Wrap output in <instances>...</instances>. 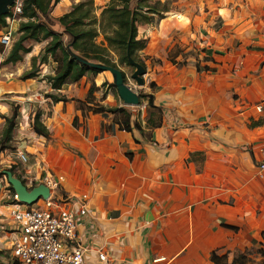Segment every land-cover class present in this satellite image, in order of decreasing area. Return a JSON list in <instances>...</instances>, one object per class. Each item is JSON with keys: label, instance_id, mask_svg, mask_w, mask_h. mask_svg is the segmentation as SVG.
<instances>
[{"label": "crops", "instance_id": "crops-1", "mask_svg": "<svg viewBox=\"0 0 264 264\" xmlns=\"http://www.w3.org/2000/svg\"><path fill=\"white\" fill-rule=\"evenodd\" d=\"M198 3L169 10L155 35L137 27V37L148 39L139 56L161 61L148 73L157 123L141 120L140 132L125 131L113 114L75 108L72 98L81 100L86 91H57L69 99L51 102L40 118L53 142L33 132L23 142L27 173L59 177L58 199L87 196V213L77 221L78 239L88 249L82 264H212V252L229 264L235 251L250 246L262 249L264 264V173L255 168L264 158V0ZM66 9L59 0L51 15ZM17 27L15 20L8 25L14 39ZM46 42L29 41L26 53L36 55ZM174 45L182 58L168 60ZM104 77L97 73L93 83ZM30 85H1L8 99H0V113L7 115L8 103L21 98L18 118L26 124L32 91L1 90ZM99 102L124 106L109 92ZM257 103L262 113L254 111ZM103 124L108 131H101ZM11 195L0 186V225L11 223ZM10 242L0 231V264H18Z\"/></svg>", "mask_w": 264, "mask_h": 264}, {"label": "trees", "instance_id": "trees-1", "mask_svg": "<svg viewBox=\"0 0 264 264\" xmlns=\"http://www.w3.org/2000/svg\"><path fill=\"white\" fill-rule=\"evenodd\" d=\"M58 0H22V7L20 16L25 20L18 22L17 32L18 36L9 47L8 52L4 56L2 63H15L21 59V53H26L29 48L25 45L26 41L38 42L44 39H48L43 47L44 55L42 59H45V55L54 56L59 51L60 56L56 58L57 67L54 73L46 80L49 86L53 89H58L64 83H73L78 81L84 74L91 73L95 75L100 72L95 68L86 67L84 64L76 59V56L90 61L100 62L102 64L117 68L116 64L106 57L104 51L105 48L97 45L93 39L98 34L93 24L95 17L93 15V0H78L70 6L63 14H61L57 21L61 27V31H54L49 23L46 21L47 9L49 5H53ZM131 0H109L103 7L100 15L101 27H99V33L102 35L103 41H105L108 49L114 50L117 53V64L129 65L127 61V55L138 62L144 67V63L138 59L137 52L142 50L146 45L145 38H138L136 32V26L138 24H145L150 22V14L159 12L156 8H152L146 5L145 0L137 1V7H130ZM138 8V9H137ZM144 9V10H142ZM144 11V12H143ZM8 13L0 15V28L6 25L5 18ZM67 36V42L64 43L62 35ZM35 58L31 59L30 69L21 75V79L32 78L36 74L34 67ZM181 65L182 63H178ZM118 69V68H117ZM123 78L124 74L122 72ZM105 82H102V85ZM113 89L112 83L108 84ZM150 87H154V83H149ZM90 93V91H88ZM116 93V90H113ZM147 100V106L151 109L147 113L145 124L154 125L157 123L159 116V109L152 104V95H143ZM62 100L58 97H53V102ZM77 104L75 108L81 111V113H111L119 112L123 114V118L117 123L119 129L132 132L133 130L141 131V125L135 120H130V114L125 111L123 106H103L100 104H94L93 106L86 105V100H74ZM125 112L127 114H125ZM15 117V111H12L9 116H2L4 120V127L2 129L1 137L4 141L10 139V131L13 126V119ZM76 120V118H74ZM74 124V122H73ZM74 126V125H73ZM31 127L36 134L47 137L48 131L45 126L39 121L38 115L34 114ZM109 126H101V131H108ZM20 179L18 174H15ZM22 183H24L21 180ZM9 191L13 193L12 188L8 185ZM226 226V225H224ZM229 227L230 226H226ZM261 239L264 242V230L261 232ZM252 243L254 241H251ZM261 243V242H260ZM243 249L241 251H235L233 256L242 254L244 256ZM260 256H263L262 249H258ZM242 256V257H243ZM240 257V258H242ZM235 258L231 260V264L234 263ZM212 264H227L224 261L223 256H218L214 252L210 255ZM256 264H262L261 261Z\"/></svg>", "mask_w": 264, "mask_h": 264}, {"label": "rangeland", "instance_id": "rangeland-1", "mask_svg": "<svg viewBox=\"0 0 264 264\" xmlns=\"http://www.w3.org/2000/svg\"><path fill=\"white\" fill-rule=\"evenodd\" d=\"M18 1H20L22 4V0H14V2L8 7V12H7L8 16L5 18L6 25L0 28V33L8 29V25L11 20H15L16 23L21 20H25L24 17L20 16V13L18 14L12 13L11 8ZM76 1L78 0H65V3L67 5L66 10H68L70 6L74 4ZM108 1L109 0H93L92 6L94 8L93 15L95 17V22L91 25L94 26L98 32V34L94 37L93 41L97 45L105 48L104 53L106 57L111 59L116 64L117 68L123 72L125 82L128 83L137 93L139 97V103L137 105H132V106L124 105L123 107L125 111L128 112V114L132 115L135 121L139 122L140 125H142L141 120L145 121L147 118V113L151 111V109H149V107L147 106L146 98L143 97V95H147L149 91H152V87L149 86L150 79H151L149 74H150L151 69L153 70L154 66H156L157 63L161 64V61L159 59H155L149 56L140 57L138 54L140 50L137 52L138 59L144 63V68H145V73L143 74V77H142L144 83L142 85H137L130 78V73L133 71V67L131 65H125V64L118 65L117 64V61H116L117 53L114 50L108 49L105 41H103L102 39V35L99 33V27H101V25H99L101 11L103 7L108 3ZM137 1L139 0H131L130 7L131 8L137 7ZM193 2L194 0H145L144 3L146 5H149L152 8H156V10H158L159 12L150 14V22L145 23V24H138L136 26V32H137V27L140 26V27L146 28L144 30V34H146L148 30L150 35H155L154 31L158 29L159 25H161L160 24L161 20L163 18H166L168 12H174V11H169V10H173L175 6L192 8L194 6ZM197 3H198V0H195V4ZM198 4L199 6L201 5L200 3ZM52 7L53 5L50 4L47 9L46 21L49 23L50 27L54 31L59 32L61 31V27L59 26L58 21H57L59 16L57 17V16L51 15ZM17 35H18V32L16 31L15 39ZM141 37L142 36H138V38H141ZM175 38L176 37L173 35L172 40ZM62 39L64 43L67 42V36L65 34L62 35ZM145 39L147 43L148 39L147 38ZM47 40L48 39H44L41 41L45 42ZM28 42L29 41H26L25 43H28ZM43 47L40 48L39 52L34 56L29 57L28 53H24L22 54V57L19 61H16L15 63H12V64L11 63L4 64L2 63V60L4 56L6 55L5 54L6 50H9V48L8 49L4 48L0 44V87L4 83L5 85H7V84H10L16 81L24 82V85L25 83H31L29 88H26L23 90H9L5 87V89H2L1 91H32V96H30L28 100L29 105H28V110H27L26 124H24L23 122L21 124L18 118V111L21 106V101H20L21 98H13V100H11L8 103L9 108L7 111V115L0 113V118H1V122H0V186H2L3 189L5 188L9 189V187H8V183L5 177L2 174V170H9L12 175L18 174L17 173L18 171L22 172L23 169H26L27 172H29L27 167L24 168V165L18 163L16 158L9 154L14 155L17 151L23 152L25 150L24 144L30 141V138L28 137L29 132H33L34 134H36L31 127L34 114L38 115V119L40 121V118L43 115L49 114L48 109L50 108V104L51 102L54 103L52 101L53 97L61 98L63 101H66L67 99H69L63 95H60V93L57 91H86L84 98L81 100H86L84 101V103L90 106H93L94 104H100L99 101L103 100V98L105 97V94L108 92L114 95L115 97H118L117 93H113V90H115V88L113 89L110 85H108L112 83L111 76L108 71L98 72V73L105 75L104 80L102 81V82H105L103 83V85H102V82L99 85L97 83H93V77L97 73L95 75H92L91 73H86L76 82L64 83L58 89L51 88L46 80V77L54 73L57 67V64H58L57 61L55 60L56 58H59L60 53L59 51H57L54 56L45 55V59L43 60L42 59V56L44 55ZM183 52H184L183 49L177 47V45H174L171 48V50L167 52V54L165 55V58H167L168 60H171L175 54L177 55L179 54L181 57L183 55L182 54ZM32 57L35 58L34 67L36 69V74L32 78L21 79L20 78L21 75L30 69ZM29 80H32V81H29ZM32 82H34L33 85H32ZM88 91H90V93H88ZM3 93H6V92L1 93L0 99L6 102V100L8 99V97L6 96L8 95L6 94L4 95ZM72 99L75 100V98H72ZM77 100H80V99H77ZM77 105L79 104H77L74 101V106H77ZM12 111H15V117L13 119V126L10 131V139L8 141H4L3 138L1 137L2 129L4 127V120L2 116L11 115ZM126 112L125 114H127ZM88 113L86 112V114ZM107 114H111V113H107ZM122 118H123V114L119 112H115L113 116L111 117L112 122H116V123H118ZM103 125L105 126L106 124H103ZM71 126H73L74 128H77V126H79V122L77 118L76 120L74 119L71 120ZM51 133L52 132L48 131L47 137H43L42 135H39V134H36V136H42L45 140V143L49 145L48 143L53 142V136H52L53 134ZM57 190L58 191L60 190L59 185H57L56 191ZM245 250L246 251L244 252V256L242 254L235 255L238 258H235V261L233 264H256L257 262H259L260 254L258 252V247L250 246L249 248H245ZM229 264H231V262H229Z\"/></svg>", "mask_w": 264, "mask_h": 264}, {"label": "built area", "instance_id": "built-area-1", "mask_svg": "<svg viewBox=\"0 0 264 264\" xmlns=\"http://www.w3.org/2000/svg\"><path fill=\"white\" fill-rule=\"evenodd\" d=\"M21 7V2H16L11 8L12 13H20ZM14 40L9 30L0 33L2 47L9 48ZM253 109L262 113V103H257ZM14 157L22 165L28 160L24 151H17ZM255 168L259 176L264 173V158L256 163ZM17 173L26 187L42 183L49 189V195L25 204L12 193L8 210L11 223L0 225V231L11 236L9 251L12 261L18 264H82L88 249L78 239L77 221L87 213V196L58 199L55 191L59 177L42 172L33 178L25 169ZM96 255L99 261L106 258L101 250Z\"/></svg>", "mask_w": 264, "mask_h": 264}, {"label": "water", "instance_id": "water-1", "mask_svg": "<svg viewBox=\"0 0 264 264\" xmlns=\"http://www.w3.org/2000/svg\"><path fill=\"white\" fill-rule=\"evenodd\" d=\"M14 2V0H0V15L8 12V7ZM76 59L84 64L86 67L95 68L98 71H108L112 85L114 86L117 96L123 105H137L139 103V97L135 90L125 82L123 78L122 71L111 67L100 62L90 61L76 56ZM127 61L129 65L133 67V71L130 73V78L137 84L142 85L143 74L145 73V68L132 60L129 55H127ZM2 174L5 177L8 185L13 190L16 195L17 200L25 204L34 203L38 198H46L49 195V189L42 183H39L31 188H28L21 182L20 179L11 174L9 170H2Z\"/></svg>", "mask_w": 264, "mask_h": 264}, {"label": "bare ground", "instance_id": "bare-ground-1", "mask_svg": "<svg viewBox=\"0 0 264 264\" xmlns=\"http://www.w3.org/2000/svg\"><path fill=\"white\" fill-rule=\"evenodd\" d=\"M14 20H11L10 22H13Z\"/></svg>", "mask_w": 264, "mask_h": 264}]
</instances>
